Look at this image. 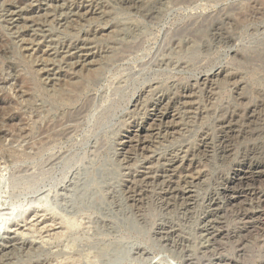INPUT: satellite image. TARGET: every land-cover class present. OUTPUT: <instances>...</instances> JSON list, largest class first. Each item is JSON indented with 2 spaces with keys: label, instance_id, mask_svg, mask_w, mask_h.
I'll list each match as a JSON object with an SVG mask.
<instances>
[{
  "label": "rangeland",
  "instance_id": "1",
  "mask_svg": "<svg viewBox=\"0 0 264 264\" xmlns=\"http://www.w3.org/2000/svg\"><path fill=\"white\" fill-rule=\"evenodd\" d=\"M0 264H264V0H0Z\"/></svg>",
  "mask_w": 264,
  "mask_h": 264
},
{
  "label": "bare ground",
  "instance_id": "2",
  "mask_svg": "<svg viewBox=\"0 0 264 264\" xmlns=\"http://www.w3.org/2000/svg\"><path fill=\"white\" fill-rule=\"evenodd\" d=\"M261 174H262V173H261L260 171H256L254 176L257 178V177H259ZM245 178H246L245 176H243L242 178L240 177V181H243ZM238 197H239V196H237V195L231 196V198H233V199H236V198H238ZM255 214H256V212H255ZM254 216H255V215H254ZM256 216H257V215H256Z\"/></svg>",
  "mask_w": 264,
  "mask_h": 264
}]
</instances>
